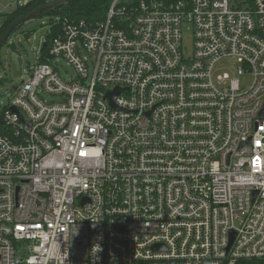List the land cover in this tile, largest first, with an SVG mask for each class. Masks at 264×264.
I'll return each mask as SVG.
<instances>
[{"label": "built area", "instance_id": "obj_1", "mask_svg": "<svg viewBox=\"0 0 264 264\" xmlns=\"http://www.w3.org/2000/svg\"><path fill=\"white\" fill-rule=\"evenodd\" d=\"M58 25L0 116V264H264V0Z\"/></svg>", "mask_w": 264, "mask_h": 264}, {"label": "rangeland", "instance_id": "obj_2", "mask_svg": "<svg viewBox=\"0 0 264 264\" xmlns=\"http://www.w3.org/2000/svg\"><path fill=\"white\" fill-rule=\"evenodd\" d=\"M27 0H0V26L9 11V8L15 10V5H23ZM11 11V12H13ZM57 17L43 15L32 18L15 30L3 46L0 48V116L5 105L13 98V93L6 90H12L18 87L23 79L27 78L29 69L32 68L38 60L41 59L42 46L46 43V35L52 27L51 21H58ZM183 49L185 53L191 51V35L186 33L183 36ZM59 73L63 79H70L74 75L72 67L63 59H58ZM237 67L231 59L221 60L215 69L214 76L224 73L232 76ZM242 86H247L251 80L250 76L245 74L240 77ZM1 129V128H0Z\"/></svg>", "mask_w": 264, "mask_h": 264}, {"label": "trees", "instance_id": "obj_3", "mask_svg": "<svg viewBox=\"0 0 264 264\" xmlns=\"http://www.w3.org/2000/svg\"><path fill=\"white\" fill-rule=\"evenodd\" d=\"M112 0H77L74 3L63 5L61 8L54 11L46 10L37 15L36 17H41L43 15H49L57 17L58 21H51L52 31L46 35V43L48 44L52 33L59 29V22L65 18L71 20H86V21H98L102 20L105 16L107 8ZM172 1V0H169ZM52 1L50 0H27L23 5H16V8L11 14H8L6 20L3 21L0 26V36L6 30L8 25L20 16L26 15L27 13L33 11L39 6L46 5ZM19 28H16L17 30ZM14 30V31H15ZM13 31V32H14ZM12 32V33H13Z\"/></svg>", "mask_w": 264, "mask_h": 264}, {"label": "water", "instance_id": "obj_4", "mask_svg": "<svg viewBox=\"0 0 264 264\" xmlns=\"http://www.w3.org/2000/svg\"><path fill=\"white\" fill-rule=\"evenodd\" d=\"M77 0H56V1H53V2H50L46 5H43V6H39L37 8H35L33 11L27 13L26 15H23V16H20L18 17L17 19L13 20L9 25L8 27L6 28V30L1 34L0 36V48L3 46V44L6 42V40L9 38V36L11 35V33L16 29L18 28L19 26H21L23 23H25L26 21L32 19V18H35L37 15H39L40 13H42L43 11H46V10H51V11H54L56 9H59L61 8L63 5H67V4H71V3H74L76 2ZM43 48L45 47V44H43L42 46ZM2 86V82L0 80V88ZM16 90V88L12 89V90H6L4 93H7V92H11V93H14ZM121 90L119 89H116L114 92L112 93H109L107 95L108 99L110 100L112 106H113V98L118 95L120 93ZM12 111L15 112V109L11 108ZM234 237V234L231 233V236H230V243L232 242V239Z\"/></svg>", "mask_w": 264, "mask_h": 264}, {"label": "crops", "instance_id": "obj_5", "mask_svg": "<svg viewBox=\"0 0 264 264\" xmlns=\"http://www.w3.org/2000/svg\"><path fill=\"white\" fill-rule=\"evenodd\" d=\"M16 5H18V4H16ZM16 5H15V7H16ZM11 11H13V7H12V9L9 8L8 13H11Z\"/></svg>", "mask_w": 264, "mask_h": 264}, {"label": "flooded vegetation", "instance_id": "obj_6", "mask_svg": "<svg viewBox=\"0 0 264 264\" xmlns=\"http://www.w3.org/2000/svg\"><path fill=\"white\" fill-rule=\"evenodd\" d=\"M50 1H52V2H53V1H56V0H50Z\"/></svg>", "mask_w": 264, "mask_h": 264}]
</instances>
